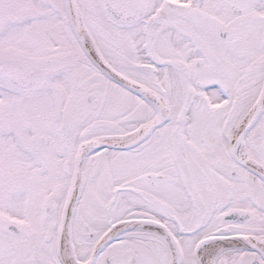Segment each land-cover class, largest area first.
<instances>
[{
  "label": "snow or ice",
  "instance_id": "6c2138e0",
  "mask_svg": "<svg viewBox=\"0 0 264 264\" xmlns=\"http://www.w3.org/2000/svg\"><path fill=\"white\" fill-rule=\"evenodd\" d=\"M0 264H264V0H0Z\"/></svg>",
  "mask_w": 264,
  "mask_h": 264
}]
</instances>
